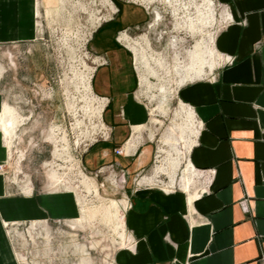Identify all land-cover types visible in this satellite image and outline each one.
<instances>
[{"label":"crops","instance_id":"obj_1","mask_svg":"<svg viewBox=\"0 0 264 264\" xmlns=\"http://www.w3.org/2000/svg\"><path fill=\"white\" fill-rule=\"evenodd\" d=\"M217 2L220 19L228 21L211 43L215 67L177 91L198 127L186 159L192 179L200 178L197 191L190 190L193 183L188 191L137 185L124 221L121 215L127 245L108 264H264V0ZM39 3L44 7V0H0V46L36 38ZM116 27L106 25L95 38L105 58L94 63L91 79L93 94L107 99L102 116L112 135L92 145L85 158L95 167L117 161L138 177L156 163V150L144 135L147 114L135 102L139 76L112 39ZM2 108L0 93V115ZM8 157L0 129V165ZM1 172L0 264H21L6 225L56 215L72 227L80 206L71 191L35 194L30 183L18 192ZM87 256L79 264H94Z\"/></svg>","mask_w":264,"mask_h":264},{"label":"rangeland","instance_id":"obj_2","mask_svg":"<svg viewBox=\"0 0 264 264\" xmlns=\"http://www.w3.org/2000/svg\"><path fill=\"white\" fill-rule=\"evenodd\" d=\"M102 1L44 0V7L38 4L35 19L36 38L31 42L0 46V93L3 104L10 106L21 116L13 146L10 152L8 151V160L0 171L18 192H22L21 187L29 181L32 185L31 191L35 194H45L46 188L53 191H71L76 205L78 196H81L86 200L87 209L114 201L124 221L126 212L131 209L130 195L137 191L138 186L174 187L183 188L184 191V180L187 179L184 170L188 152L185 144L186 140L190 143L194 141L198 127L195 118L190 121L184 112L183 116L176 117L180 102L177 91L181 86L179 78L183 71L176 70L175 65L177 62L181 66L190 64L188 52L192 51L197 43L203 42L206 46L203 51L207 64L215 67L217 58L212 54L211 43L215 34L227 22L220 19L222 8L217 5V0H146V4L140 0H110L117 8V12L113 14L112 10L103 8L105 4L102 5ZM206 9L214 20L203 19ZM98 12L100 15L111 16L92 31L97 24L96 21V24H93L92 16L97 17ZM109 24H117L118 29L112 34L113 42L118 49L129 54L127 58L135 75H143L152 86L147 88L138 82L135 89L139 98H135V102H138L147 114V123L144 130L141 129V134L143 130L145 138L151 139L156 150L153 155V158L156 156V163H153V159L151 165L145 167L138 177L126 167H121L117 161L99 167L92 163L93 167L90 161L86 160L85 157L92 148L90 143L97 137L96 131L91 129L98 123H94L90 120V115L83 113V102L69 81L74 78L67 49H75L77 56H74V59L77 64L83 60L94 69V58L91 59V56L105 58L99 52L101 47H97L95 38ZM78 32L82 35L78 36ZM125 34L130 37L127 38L130 44L147 42L153 57L161 59L163 68L150 63L156 75L152 76L141 65L136 66L132 53L127 52L124 42L118 40L120 35ZM78 37L79 40L76 39ZM63 41L66 44H63ZM77 67L82 69L81 65ZM204 70L205 74L211 71L208 66L204 67ZM152 96L153 99L150 98ZM101 121L103 123V116ZM109 127L112 130V127ZM56 136H64L68 141L74 161L69 162L67 157L63 160L54 158L55 146L52 139ZM134 136H137L136 133L130 140ZM89 137V141L85 139ZM139 138L142 141L141 136ZM98 142H101V138ZM63 145L67 147L66 144ZM178 154L183 156L180 166L172 170L173 172L170 171V176H174V183H171L169 175L159 174V183L140 184L145 177L151 178L157 167H166L171 159L176 160ZM169 160L171 161L167 163ZM51 171L61 175L58 184L50 182ZM79 171L96 184L103 203L95 198L94 194L87 193L81 184ZM192 181L194 182L189 187L195 194L200 178H194ZM122 202H125L124 206ZM127 203H130V207L123 211ZM46 219V224L40 222L44 224V228L43 225L31 226L30 220L5 226L12 251L17 255L24 254L22 259L17 256L21 264H79L80 258L86 254L94 264H108L113 261L115 254L127 245L126 229L122 242L99 211H94L91 217L80 212L79 216L72 220L75 224L72 225L73 228L63 217L47 215ZM43 229L46 234H41Z\"/></svg>","mask_w":264,"mask_h":264},{"label":"bare ground","instance_id":"obj_3","mask_svg":"<svg viewBox=\"0 0 264 264\" xmlns=\"http://www.w3.org/2000/svg\"><path fill=\"white\" fill-rule=\"evenodd\" d=\"M145 1L146 0H140V2L146 4ZM104 4H105V7H103V8L107 9V10H112V14L117 12V9L111 4L110 0H103L102 5H104ZM217 5H219V4H217ZM146 7H147V5H146ZM205 13H206V16L203 17L204 20H210V19L213 20V17L211 16V13L208 9L205 10ZM104 15H106L107 17H105ZM110 16H111V14L110 15H108V14L100 15V13L97 14L98 18L96 16H92L94 18L93 24H96V22H97L96 26L92 29V31L95 30L101 24V22L107 21L110 18ZM93 20H91V22H93ZM227 21H228V16L224 22H227ZM79 34L82 35L80 32H78L77 35L79 36ZM82 38H84V37H82ZM127 38L130 39L127 34L120 35L118 40H120L121 43L124 42L123 43L124 45L127 44V47L134 53L135 62H136L137 67L141 65L144 68V70H146L149 74H151L152 76L156 75V72L150 66V63H154L155 66L157 64L158 67L163 68L164 64L161 63L162 62L161 59L159 57H157L158 59L155 58L156 56L153 57V55L151 54V50L148 47L147 42L145 44L144 43H138V42L130 44L128 42ZM76 39L79 40V37ZM63 44H66V43L63 41ZM205 47L206 46H204L203 42L197 43L194 46L193 50L188 52V56L191 60V63L188 64L187 66H185V65L181 66V64L177 62V64L175 65V69L176 70L178 69L179 71H184L187 73L186 76H184V77H183V75L180 76L179 85H183L187 81H192L194 79L201 78L203 75H205L204 67L206 68L208 66V68L210 70L213 68V65H208L207 60L205 59V51H203V49L205 50ZM86 53H88V52H86ZM67 56L69 59V64H71L70 65L71 74H72L73 78L76 80V82L72 78L69 79V81H71L73 88L74 87L76 88V90L74 88L75 93L77 94V96H79V98L83 102L84 106H83L82 111H83V113L88 114V116L90 115V117H91L90 120H92L94 123L95 122L98 123L96 127H93L91 129L93 132L96 131V133H97L96 134L97 137H95L93 140L91 139L92 142L90 144L93 145V144L97 143L100 140V138L103 139L101 141H104L109 136V126L106 125L104 123V121H103V123L101 121L102 113H103L105 104L107 102L105 101L106 99H102L101 97H98L97 95L93 94V92L91 90L90 81L92 79V74H93L94 69L92 67L90 68L86 64V62L83 60H81L77 64V60L74 59V56L75 57L77 56L75 49L68 48L67 49ZM155 59H157V60H155ZM92 63L93 64L94 63H102V59L100 57L94 58L92 60ZM78 65L79 66L81 65L82 69H80V68L78 69V67H77ZM162 68L160 70H162ZM139 80H140L141 86L145 85L147 88L152 87L149 80L141 74L139 75ZM150 98L153 99L154 96H152ZM183 112L190 119V121L195 118L193 111L189 107H187L184 104H182L181 102H179V112L176 113V117L177 116L178 117L183 116ZM20 123H21V116L14 109H12L10 106L3 104L2 112L0 115V129L2 130V132L4 134L5 145H6L7 150L9 152H10L11 147L13 146V140L16 137V131H17V128L20 125ZM58 129H60V128H58ZM181 129L183 132V128H181ZM55 134H57V133H55ZM85 139H87L89 141L90 137L85 138ZM52 141H53L54 146H55L54 147L55 150L53 153L54 158L63 160V158L67 157L68 161L72 162L73 157H72V154L70 152L69 143H68V141H66L65 137L63 136V137L59 138L56 136V137H53ZM105 141H108V140H105ZM63 144H66L67 147H65ZM191 144H192V142L190 143L189 141L186 140L185 148H187V150H189ZM9 155H10V153H9ZM182 158H183V156H181V154L180 155L178 154V157L176 160L175 159L174 160L171 159L172 161L169 160L167 163H169L170 161L171 162L166 167L165 166L157 167L155 170V174L151 178L145 177L144 179H142L140 181V184H145V183H148V184H154L155 183L156 184V183H159V181L157 180L158 175L159 174H164V175L167 174L170 176V171L173 172L172 170H175L180 166ZM184 172L187 175V179L184 180V190H188L189 186L193 182L192 177H194L193 168L191 167V165L188 162L185 166ZM80 173H81L80 177L82 179L81 184L83 185V187L85 188L87 193L92 194V195L94 194L95 195L94 197L95 198L97 197L98 200L100 202H102V200H101L102 197H100L98 192H97L96 184L92 183V181L89 178L85 177L82 172H80ZM80 173H79V175H80ZM60 176L61 175L58 174L56 171H51V173L49 174V180L53 184H58L61 180ZM170 178H171V183H174V176H170ZM30 186H31L30 182L28 181L27 184L25 185V187H27L29 189ZM67 189H69V187ZM123 197H125V196H123ZM78 203L80 205V212L82 215L91 217V215L94 211H99L103 215V217H105L107 219L108 224L111 225V228H114V232L117 235V237L119 239H121L123 242V239L125 238L124 222L122 221V219L118 213V206H117L116 202L112 201V202H109V204H101L98 207H90L87 209V208H85V206L87 205L86 200L83 197L78 196ZM122 205L124 206L125 202H122ZM129 207H130V203H128V205L123 208V211L128 210ZM40 222H45V224H46V221H40ZM40 222H31V226L43 225V228H44V224L43 223L41 224ZM43 230L44 231H40L41 234L43 232L46 234L45 229H43ZM20 236H24V235H20ZM22 241H25V240H22ZM24 243L26 244L27 242H24ZM17 256L22 259V256L19 253ZM87 264H89V263H87Z\"/></svg>","mask_w":264,"mask_h":264},{"label":"built area","instance_id":"obj_4","mask_svg":"<svg viewBox=\"0 0 264 264\" xmlns=\"http://www.w3.org/2000/svg\"><path fill=\"white\" fill-rule=\"evenodd\" d=\"M110 134H111V129H110V127H109V136H108V138L105 139V140H109V138H110ZM101 140H103V139H101ZM105 140H104V141H105ZM95 141H96V140H95ZM114 153L117 154V155L122 154L121 148H115V149H114ZM2 168H3V166L0 165V169H2Z\"/></svg>","mask_w":264,"mask_h":264}]
</instances>
